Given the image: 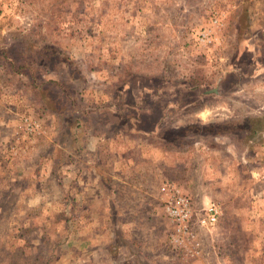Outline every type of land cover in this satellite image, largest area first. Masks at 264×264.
<instances>
[{
  "label": "rangeland",
  "instance_id": "374dc122",
  "mask_svg": "<svg viewBox=\"0 0 264 264\" xmlns=\"http://www.w3.org/2000/svg\"><path fill=\"white\" fill-rule=\"evenodd\" d=\"M0 264H264V0H0Z\"/></svg>",
  "mask_w": 264,
  "mask_h": 264
},
{
  "label": "built area",
  "instance_id": "2783aa9c",
  "mask_svg": "<svg viewBox=\"0 0 264 264\" xmlns=\"http://www.w3.org/2000/svg\"><path fill=\"white\" fill-rule=\"evenodd\" d=\"M162 194L165 195V212L166 214L179 225L178 232L186 234L191 231L189 230V223L192 222V206L184 195L175 187H169L164 185L161 187ZM219 215L218 207L211 203L205 209V215L202 218H197L194 224L200 225H213ZM192 236V235H191Z\"/></svg>",
  "mask_w": 264,
  "mask_h": 264
},
{
  "label": "crops",
  "instance_id": "0c3cea01",
  "mask_svg": "<svg viewBox=\"0 0 264 264\" xmlns=\"http://www.w3.org/2000/svg\"><path fill=\"white\" fill-rule=\"evenodd\" d=\"M111 178L112 179H116V180H119L117 177H115V176H111ZM140 191V190H139ZM138 190H137V192H139ZM107 192V193H106ZM106 198H107V196H110L111 198H112V195L114 196V198H115V196L117 195V194H113L112 193V191H109V188L105 191V193L103 194ZM105 201H106V199H105ZM109 203V202H108ZM110 205V204H109ZM114 209H115V204H113V205H111ZM104 208H106V206H104Z\"/></svg>",
  "mask_w": 264,
  "mask_h": 264
},
{
  "label": "trees",
  "instance_id": "16d2710c",
  "mask_svg": "<svg viewBox=\"0 0 264 264\" xmlns=\"http://www.w3.org/2000/svg\"><path fill=\"white\" fill-rule=\"evenodd\" d=\"M136 121H138V117H136ZM134 129H135V128L133 127V125H131V126H130V130L133 131ZM243 140H244V139H243ZM243 140H242V141H243Z\"/></svg>",
  "mask_w": 264,
  "mask_h": 264
},
{
  "label": "clouds",
  "instance_id": "9594fccd",
  "mask_svg": "<svg viewBox=\"0 0 264 264\" xmlns=\"http://www.w3.org/2000/svg\"><path fill=\"white\" fill-rule=\"evenodd\" d=\"M182 131H186V130H182Z\"/></svg>",
  "mask_w": 264,
  "mask_h": 264
}]
</instances>
